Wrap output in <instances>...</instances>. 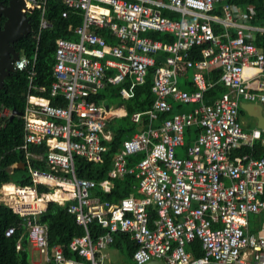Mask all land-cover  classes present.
<instances>
[{
    "label": "built area",
    "instance_id": "2783aa9c",
    "mask_svg": "<svg viewBox=\"0 0 264 264\" xmlns=\"http://www.w3.org/2000/svg\"><path fill=\"white\" fill-rule=\"evenodd\" d=\"M46 2L24 0L31 12L40 11L36 40L52 27L44 16ZM64 4L82 15L81 24L73 29L77 41L58 39L55 45L49 98H60L65 105L27 93L18 149L25 153L32 184L0 187V203L24 219L28 244L46 263L101 264L113 233L123 232L137 244L135 264L152 260L264 264V223L254 233L249 224L250 215L264 213V154L252 153L255 144L264 147V131H246L239 113L246 102L260 104L264 114V53L253 43L257 34H264V26L251 24L253 6L240 8L227 0H64ZM103 29L114 37L115 45L106 43L98 32ZM151 33L170 39L158 40ZM36 59V53L19 55L13 64V70L28 72L29 90L36 89L31 85ZM151 69L154 101L147 111L131 117L138 123L145 116V128L123 141L107 178L99 182L78 178L74 158L102 163L111 140L106 131L109 111L92 97L111 84L121 85L120 97L130 98ZM216 69L220 75L211 78ZM187 72L191 91L179 87ZM216 85L224 91L209 102L205 95ZM182 104L193 107L174 113ZM5 111L10 113L3 110L0 115L8 116ZM189 127L199 131L186 144ZM30 146L44 147L45 157L32 154ZM177 148H183V156ZM135 154L143 157L129 166L127 158ZM30 158L44 160L48 169L29 166ZM127 174L134 175L138 195L116 201L92 196L96 188L110 193L114 180ZM62 201L70 202L67 211L84 231L68 248L84 260L65 257L60 246L50 249L47 228L37 222L49 202ZM94 221L107 229L96 238L89 230ZM14 231L10 227L5 235ZM195 240L202 251L196 258L186 251ZM20 247L18 241L16 248Z\"/></svg>",
    "mask_w": 264,
    "mask_h": 264
},
{
    "label": "trees",
    "instance_id": "16d2710c",
    "mask_svg": "<svg viewBox=\"0 0 264 264\" xmlns=\"http://www.w3.org/2000/svg\"><path fill=\"white\" fill-rule=\"evenodd\" d=\"M7 4L8 0H0ZM229 4H234L240 8L253 6L255 15L251 23L257 26H264V0H227ZM67 10V16L63 17L62 13ZM31 26L30 33L13 45L15 51L19 55L32 57L35 53L37 56L35 64L36 74L31 80V85L36 89L29 90L28 72L25 70H13L3 81V86L0 89V113L3 110L23 112L26 102L27 93L49 98V91L51 83L53 82L52 68L54 65V52L56 40L67 39L77 41V36L73 29L82 22V15L79 10L73 11L66 8L64 0H47L44 16L52 25L50 29L43 30L40 33L39 40H36L35 35L38 29L40 19V11L33 10L27 13ZM4 22V18H0V25ZM70 27V29H69ZM104 37L108 45H115L114 37L105 29L98 30ZM155 39L167 40L170 39L167 35L162 33H151ZM254 45L262 50L264 53V34H257L254 40ZM221 70L216 69L211 72L210 77L218 78ZM153 77V69L149 70L146 75L145 82L138 85L134 89V95L130 98H122L119 95L121 85L107 84L92 100L97 102L101 99H106L108 104L120 101L123 105L126 115L109 120L106 123V129L112 133V139L106 142L108 147L104 154L102 163L89 162L82 157L76 156L74 158L75 173L78 178L101 181L108 177V172L112 167L113 156L122 146L124 140L129 139L133 134L145 128L147 119L142 116L138 123L131 120L133 114L137 112L147 111L154 101V95L151 92V84ZM44 87V92H38L37 88ZM224 91V87L216 85L210 89L205 97L207 101H212L219 93ZM52 105L64 106V102L60 98H49ZM239 113H244L239 110ZM0 115V187L5 183H13L19 186L31 185L25 153L18 149L23 141V120L16 115ZM166 115L162 116L165 118ZM199 129L189 127L185 129L186 144H190ZM264 136V132H263ZM255 150V151H254ZM29 151L34 155H41L45 157L46 150L42 146H30ZM242 152H248V149H243ZM255 152L256 157L264 154V147L258 144L254 145L252 153ZM143 157V154H135L127 158L129 166L136 164ZM29 166L47 170L48 167L44 160H35L30 158ZM25 163L23 169L17 168L16 165ZM38 189L43 192L48 190L42 186ZM131 194L138 195L137 181L132 174H127L122 178L114 180V187L110 193H105L99 189H94L92 196H100L103 200L116 201L120 198L127 197ZM70 202H49L44 212H42L37 222L46 226L48 246L51 249L54 246L62 247L65 257L84 260L76 253L71 252L68 244L73 237L80 236L84 233L82 226L78 225L75 217L68 213L67 207ZM154 216V213L152 214ZM256 218V215H254ZM258 219L255 226L251 227L250 231L255 232L259 228L261 222L264 221L263 214L257 215ZM251 222V221H250ZM249 222V223H250ZM14 227L15 231L11 236H6L5 232L8 228ZM89 230L93 238L103 235L107 229L98 225L95 221L89 224ZM20 241V249L16 248L17 242ZM28 240L24 227V219L12 212L3 203H0V264H32L30 254L28 251ZM110 247L121 252L129 264H135L133 261V253L137 248V244L131 239L129 234L123 232L113 233V242ZM186 251L191 252L193 257L202 255L200 242L195 240L186 246ZM46 264H54L49 261Z\"/></svg>",
    "mask_w": 264,
    "mask_h": 264
},
{
    "label": "water",
    "instance_id": "95a60500",
    "mask_svg": "<svg viewBox=\"0 0 264 264\" xmlns=\"http://www.w3.org/2000/svg\"><path fill=\"white\" fill-rule=\"evenodd\" d=\"M24 0H8L7 4L0 1V18H4V22L0 25V89L3 81L13 71V64L19 58V53L15 51L13 45L19 39L26 37L31 26ZM240 110L249 117L256 120V127L264 131V114L262 106L256 103L240 104ZM20 118L21 112L13 111L11 117ZM17 168H24V164L16 165ZM146 264H164L161 261L152 260Z\"/></svg>",
    "mask_w": 264,
    "mask_h": 264
},
{
    "label": "rangeland",
    "instance_id": "374dc122",
    "mask_svg": "<svg viewBox=\"0 0 264 264\" xmlns=\"http://www.w3.org/2000/svg\"><path fill=\"white\" fill-rule=\"evenodd\" d=\"M182 78L179 79V84H181L182 82ZM176 107V106H175ZM193 107V104H182L180 106V108L178 109V111H190ZM5 114L11 115V113L5 111ZM240 122L244 125L246 124H251L252 126L254 125V120L252 119V117H249L246 113H242L240 114ZM176 153L179 156H182V150L180 148L176 149ZM258 217L254 215H250L249 216V221L251 227L255 226V223L257 222ZM28 251L30 254V259H31V263L32 264H46L43 256H41L32 246H30V244L28 245ZM107 251V255L108 257L104 259V261L101 262V264H129V261H127V259L125 258V256L119 252L118 250L114 249L113 247H108ZM109 252V253H108ZM111 253V254H110ZM122 257H119V256Z\"/></svg>",
    "mask_w": 264,
    "mask_h": 264
},
{
    "label": "crops",
    "instance_id": "0c3cea01",
    "mask_svg": "<svg viewBox=\"0 0 264 264\" xmlns=\"http://www.w3.org/2000/svg\"><path fill=\"white\" fill-rule=\"evenodd\" d=\"M162 13H163V15H165V16H168V17H171V14L168 12V11H165V10H162ZM251 22V21H250ZM252 24V23H251ZM254 25V24H253ZM186 77H184V78H182L183 80H182V82H181V84H179V87L181 88V89H184V90H187V91H191L193 88H192V86H191V84H190V72H187L186 73V75H185ZM212 78V77H211ZM215 79V78H214ZM220 95V93L217 95V96H219ZM216 96V97H217ZM98 103L99 104H102L104 107H106V109L109 111V119H108V121L109 120H112V119H118V118H121V117H123V116H125L126 115V112H125V110H124V107H123V105L120 103V101H116L115 103H112V104H108V102H107V100L106 99H101L100 101H98ZM180 107H174V109H173V112L174 113H178V112H186V111H178V109H179ZM188 112V111H187ZM253 120H254V125L252 126L251 124H246V125H244V124H242L243 125V128L246 130V131H250V130H252V129H254V128H257L256 127V120L254 119V118H252ZM107 121V122H108ZM158 123V122H157ZM156 123V124H157ZM106 131L107 132H109V134H110V137H111V139H112V133L109 131V130H107L106 129ZM181 150H182V156H183V154H184V152H183V148H180ZM257 216V215H256ZM263 216H264V213H263ZM250 222V221H249ZM262 223H264V221L263 222H261V224ZM250 224V223H249ZM261 224H260V226H261ZM259 226V227H260ZM254 233V232H253ZM109 253V252H108ZM111 254V253H110ZM108 257V255H107V251H105L104 252V254H103V259H102V261H104V259L105 258H107ZM119 257H122L121 255L119 256ZM101 261V262H102ZM118 264H120V263H118Z\"/></svg>",
    "mask_w": 264,
    "mask_h": 264
}]
</instances>
